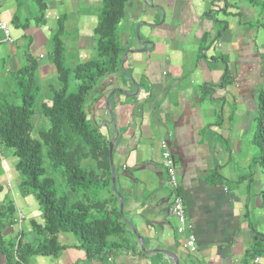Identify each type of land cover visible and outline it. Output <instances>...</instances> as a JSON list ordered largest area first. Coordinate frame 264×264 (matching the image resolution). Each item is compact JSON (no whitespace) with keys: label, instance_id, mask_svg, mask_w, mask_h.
I'll return each mask as SVG.
<instances>
[{"label":"crops","instance_id":"crops-1","mask_svg":"<svg viewBox=\"0 0 264 264\" xmlns=\"http://www.w3.org/2000/svg\"><path fill=\"white\" fill-rule=\"evenodd\" d=\"M261 1L130 0L118 29L124 63L98 83L86 107V119L113 142L114 185L76 196L57 183L91 216L118 213L124 235L107 242L124 247L87 257L71 235H59L65 249L56 257L33 256L24 264H264L262 174L253 163L257 99L264 93ZM40 2L43 24L36 25L34 0H0V22L13 40L5 44L0 33V97L13 96L27 56L36 62L40 92L55 83L50 38L57 30L66 66L95 58L102 1ZM224 65L229 83L221 88ZM161 142L174 162L190 226L183 234L167 212L174 193L161 165ZM3 149L0 264H23L10 248H36L33 227L43 228L44 220ZM189 233L192 252L184 248Z\"/></svg>","mask_w":264,"mask_h":264},{"label":"trees","instance_id":"trees-1","mask_svg":"<svg viewBox=\"0 0 264 264\" xmlns=\"http://www.w3.org/2000/svg\"><path fill=\"white\" fill-rule=\"evenodd\" d=\"M101 1L93 32V60L66 66L60 31L50 38L55 83L49 85L48 102L40 103L38 108L39 115L48 124L47 129L35 131L33 127L39 88L35 84L37 65L31 57L25 58L24 66L15 75L13 98L0 97V146L16 160L14 169L20 175L21 188L34 197L44 220L43 228L33 227L39 237L36 248L19 243L10 248V254L15 252L23 264L33 256L56 257L65 249L57 242L59 235H71L76 248L87 257L91 253L104 254L124 247L107 242L109 236L124 235L123 227L118 225V213L113 219L98 214L91 216L81 201L71 202L67 193L59 196L56 182L65 185L69 193L76 196L111 190L108 144L94 124L86 119V107L98 83L120 68L123 52L118 29L130 0ZM34 8V23L42 25L44 7L40 0H34ZM259 12L264 17V1H261ZM18 19L19 16L15 15L13 24ZM27 22L20 28H26ZM228 83V71L224 65L219 87L224 88ZM255 121L257 135L253 139L256 149L253 163L261 170L260 204L264 207L263 92L258 95ZM45 165L50 175L46 173ZM98 171L101 177L96 174ZM4 215L9 217V213ZM10 254L7 258H11Z\"/></svg>","mask_w":264,"mask_h":264},{"label":"built area","instance_id":"built-area-1","mask_svg":"<svg viewBox=\"0 0 264 264\" xmlns=\"http://www.w3.org/2000/svg\"><path fill=\"white\" fill-rule=\"evenodd\" d=\"M0 33L2 35V41L5 44L11 45L13 43L9 28L5 23L0 22ZM160 149H161V154H160L161 165L165 171L168 186L174 193L167 209L168 216L170 219H173L176 222L177 224L176 232L178 234H183L186 231L190 230V226L187 224L186 221L183 201L176 193L178 189V182L175 174L174 162L172 160V157L168 151L165 142L160 143ZM184 248L188 252L194 251L195 237L192 233H189V235L187 236L184 243Z\"/></svg>","mask_w":264,"mask_h":264},{"label":"rangeland","instance_id":"rangeland-1","mask_svg":"<svg viewBox=\"0 0 264 264\" xmlns=\"http://www.w3.org/2000/svg\"><path fill=\"white\" fill-rule=\"evenodd\" d=\"M260 4H261V2H260ZM48 100H49V91H48V89H45L44 92H42V91L40 92L39 102H38V105H37L36 111H35L36 114H35L34 121H33V127H34L35 131H37L39 128H45V129L48 128L47 122L43 118H41V116L39 115V110H38V108L40 106L39 104L42 103V102H44V103L48 102ZM255 127H256V124L254 125V130H253V132H254V134L256 136L257 132H256V128ZM3 151L5 153L10 154V152L8 150H6V149H3ZM254 154H256L255 147H254ZM10 160L13 162V164H15L16 160H14L13 158H11ZM45 167H46V173L48 175H50L49 168L47 167V165H45ZM56 182L58 183V181H56ZM58 194H59V196H63L64 195L63 188H59L58 189Z\"/></svg>","mask_w":264,"mask_h":264},{"label":"water","instance_id":"water-1","mask_svg":"<svg viewBox=\"0 0 264 264\" xmlns=\"http://www.w3.org/2000/svg\"><path fill=\"white\" fill-rule=\"evenodd\" d=\"M137 35V34H136ZM126 55H124L123 57V60L121 62V66L123 65L124 63V58H125ZM112 146H113V142L111 141L109 144H108V154H109V166H110V173H111V183H112V186L114 185V169H113V166H112ZM175 264H177L175 262Z\"/></svg>","mask_w":264,"mask_h":264}]
</instances>
